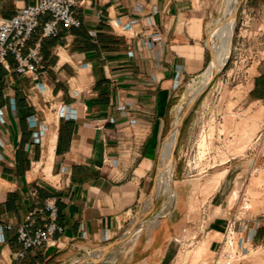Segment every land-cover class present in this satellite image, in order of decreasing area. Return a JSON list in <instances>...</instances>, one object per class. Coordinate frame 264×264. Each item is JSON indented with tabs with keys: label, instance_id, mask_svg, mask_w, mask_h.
Segmentation results:
<instances>
[{
	"label": "crops",
	"instance_id": "1",
	"mask_svg": "<svg viewBox=\"0 0 264 264\" xmlns=\"http://www.w3.org/2000/svg\"><path fill=\"white\" fill-rule=\"evenodd\" d=\"M38 1L0 0V16ZM217 3L77 0L79 26L43 37L45 13L28 41L24 52L42 43L37 74L18 72L13 54L0 64V264H73L133 222L175 110L212 62ZM222 70L181 131L172 208L157 206L127 260L93 264H264V0H244ZM188 151L207 167L195 178ZM193 179L217 189L195 193ZM47 199L64 231L19 256L17 228L28 215L43 226Z\"/></svg>",
	"mask_w": 264,
	"mask_h": 264
},
{
	"label": "built area",
	"instance_id": "2",
	"mask_svg": "<svg viewBox=\"0 0 264 264\" xmlns=\"http://www.w3.org/2000/svg\"><path fill=\"white\" fill-rule=\"evenodd\" d=\"M76 1L39 0L35 4L20 8L10 18L0 16V64L5 63L9 54H13L18 62V72L37 74L42 67V43L38 40L28 47L27 52H24L28 41L41 24V17L45 13H50L51 18L43 23V37L58 35L60 23L67 27L79 26L80 20L74 16L73 12ZM45 208L49 212V220L43 226L34 227L32 215H28L26 220L18 226V240L23 246L19 256H24L28 249L54 243V236L64 231V227L57 221L56 201L47 199ZM8 228L12 227L8 225ZM225 237L232 243V225L228 226Z\"/></svg>",
	"mask_w": 264,
	"mask_h": 264
},
{
	"label": "rangeland",
	"instance_id": "3",
	"mask_svg": "<svg viewBox=\"0 0 264 264\" xmlns=\"http://www.w3.org/2000/svg\"><path fill=\"white\" fill-rule=\"evenodd\" d=\"M228 4H229V0H218L217 6H216L217 10L213 16L216 18L214 19L213 26L209 30V35H210L209 41L211 43L212 48H213V39H215V36L212 35V33L215 34L218 31V29L220 28L221 20L223 19L222 17L225 16V14L228 10V7H227ZM239 13H240V11H239ZM238 17H239V14H238ZM237 21H238V18H237ZM236 29H237V22H236V26L234 29L235 31L233 32L234 34H232V37H231L232 45H231V50H230L229 56H230L231 51H232L233 39L235 36ZM222 69H223V67L221 68L220 72L217 74V76L215 77L213 82L210 84L208 89L205 91V93L201 96V98L196 103V105L194 106V109L192 110V112L190 113L188 118L186 119L184 126L185 125L189 126V125L193 124V122H195L197 114L194 113V110L200 109L203 106V102H204L203 99H204L205 95L207 93H209L212 88L217 87V82L222 77V72H223ZM187 87H188L187 88V94H188L189 85ZM187 97H188V95H187ZM187 97H186L184 103H182L184 106L186 105ZM175 118H176V112H175V116H174V121H175ZM197 124L204 125L205 123H204V120H202ZM162 152H163V149H162ZM162 152H161V161H162ZM175 153H176V151H175ZM204 155H205V150H203V152H201V156H204ZM192 157L193 156L190 155V151H188V155L186 156V158L183 156V159H182V162L183 163L185 162L187 164L186 169L188 171V177L189 178H195V177H197V176H195L196 174L203 173L207 169L206 166H200V165H197L196 163H193ZM173 159L175 160V155H174ZM172 177H173L172 189L170 192H168L169 194L166 195V193L163 191H159L158 193L155 192V195H154L155 204H154V206H153L151 198H148L147 203L145 201L144 206L142 208V213L144 215L146 212H148L147 210H150V209H151V213L146 217L143 216L141 218V220L138 222V224L132 230L129 231L130 234L128 235L127 239L124 242H122L121 244H119L116 248H114L113 251H111V253L108 254L106 258H108L109 260H112V261L127 260L130 257L131 252L135 246L136 240H137L139 234L141 233V231L143 230V228L146 227L154 219L157 218L158 213L157 212L155 213V209L158 208L157 206L160 204H163V202L165 201L163 209L170 210L172 208V205L176 201V185H177V182H176L174 176H172ZM217 184L218 183L216 181L206 182V181L200 180V179L199 180L193 179L189 183V186L194 189L195 193H196V191H198L203 195H205V194L210 195L211 193L215 192L214 190L217 189L216 188ZM145 219H147V221L144 223ZM138 225H140L141 228ZM91 251H94V250H91Z\"/></svg>",
	"mask_w": 264,
	"mask_h": 264
},
{
	"label": "bare ground",
	"instance_id": "4",
	"mask_svg": "<svg viewBox=\"0 0 264 264\" xmlns=\"http://www.w3.org/2000/svg\"><path fill=\"white\" fill-rule=\"evenodd\" d=\"M238 2L239 0H229L228 6L226 5L228 7V10L225 16L222 17L223 19L221 20L220 28L215 34L212 33V35L215 36V39H213L214 59L205 72H203L198 77L192 79V81L190 82L186 105L184 106L183 104H180L175 110L176 118L173 123V125H175V128L170 134V136L164 142L163 152H162V162H161L162 168L158 178L156 193H158L159 191H163L167 195L169 194L168 192H170L172 189V181H173L172 176H173V167H174V159L172 157V153L176 142L175 139L178 131V124L180 118L183 114V111L185 110V107L197 96V94L201 91V89L205 87V85L211 79L213 73L216 70L221 69L227 60L231 50V43H232L231 37L236 25V21L235 19L232 18V14L235 11ZM146 221L147 219L144 220V223ZM138 226L141 228L140 225ZM100 254L101 251L99 250L87 251L82 257H80L73 264H77L79 261L83 259L85 260L89 259V257L92 256L97 257Z\"/></svg>",
	"mask_w": 264,
	"mask_h": 264
},
{
	"label": "water",
	"instance_id": "5",
	"mask_svg": "<svg viewBox=\"0 0 264 264\" xmlns=\"http://www.w3.org/2000/svg\"><path fill=\"white\" fill-rule=\"evenodd\" d=\"M243 2H244V0H239L238 4L236 6V9H235V11L232 14V18L235 19L236 22H237L238 14H239V11H240V8H241ZM209 39H210V35H208L207 44H208V47H209V49L211 51L212 61H213V59H214V53H213V48L211 46V43H210ZM220 70L221 69L216 70L213 73L211 79L205 85V87L203 89H201V91L197 94V96L185 107V110L183 111V114H182V116L180 118V121H179V124H178V131H177V135H176V139H175L176 142H175V146H174L173 153H172V157L173 158H174L175 151H176V148H177V145H178V142H179L180 134H181V131H182L183 127H184V124H185L186 119L188 118V116L190 115V113L192 112V110L194 109V106L196 105V103L198 102V100L205 93V91L208 89V87L210 86V84L213 82V80L215 79V77L217 76V74L220 72ZM174 128H175V125H173L171 127L170 131L165 136L164 142L170 136V134L172 133V131L174 130ZM161 162L162 161H161V155H160V158H159V161H158L157 173H156L154 185H153V187H152L149 195L144 200V201H146L148 198H151L152 203H153V206L155 204L154 195H155V192H156V189H157L158 177H159V174H160V171H161V168H162ZM150 213H151V209L143 215L142 209H141L137 213V215H136L135 219L133 220V222L123 232V234H121L118 238L114 239L113 241H111L107 245H105L103 247H100L98 249H95V250L101 251V254L99 256H97V257L92 256V257H89V259H86V260L83 259V260L79 261L77 264H93V263H100V262H102L107 257V255L110 254L111 251H113L114 248H116L119 244H121L122 242H124L127 239L128 235L130 234L129 231L132 230L138 224V222L141 220V218L143 216H145V217L148 216Z\"/></svg>",
	"mask_w": 264,
	"mask_h": 264
}]
</instances>
